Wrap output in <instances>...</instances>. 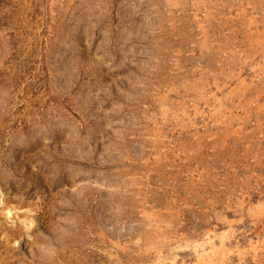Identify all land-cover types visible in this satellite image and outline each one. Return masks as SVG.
Here are the masks:
<instances>
[{
  "label": "rangeland",
  "instance_id": "374dc122",
  "mask_svg": "<svg viewBox=\"0 0 264 264\" xmlns=\"http://www.w3.org/2000/svg\"><path fill=\"white\" fill-rule=\"evenodd\" d=\"M172 263L264 264V0H0V264Z\"/></svg>",
  "mask_w": 264,
  "mask_h": 264
},
{
  "label": "bare ground",
  "instance_id": "6f19581e",
  "mask_svg": "<svg viewBox=\"0 0 264 264\" xmlns=\"http://www.w3.org/2000/svg\"><path fill=\"white\" fill-rule=\"evenodd\" d=\"M8 212H9V211H8ZM203 253H204V252H203ZM203 253H202V254H203ZM172 264H174V263H172Z\"/></svg>",
  "mask_w": 264,
  "mask_h": 264
}]
</instances>
